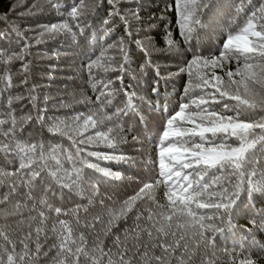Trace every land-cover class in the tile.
Wrapping results in <instances>:
<instances>
[{
    "label": "snow or ice",
    "instance_id": "1",
    "mask_svg": "<svg viewBox=\"0 0 264 264\" xmlns=\"http://www.w3.org/2000/svg\"><path fill=\"white\" fill-rule=\"evenodd\" d=\"M43 4L60 17L57 22L37 30L6 21L0 30V156L15 166L12 171L0 167V189H6L0 192V264H40L44 258L49 264H225L218 255V240L225 245L227 264H254L244 247L253 236L251 229L233 246L239 252L233 254L227 246L235 239L237 209L246 201L251 212L257 195L264 196V0L220 5L216 0H173L169 8L175 12L181 40L167 31L163 48L139 36L142 0ZM38 5L40 0H35L32 8L42 12L43 5ZM105 5L106 47L98 55L82 52L77 65L95 99L82 94L71 103L61 99L49 106L53 98L43 94L41 99L42 85L28 86L36 60L44 58L30 49L60 38L87 48L92 19ZM218 7L227 8L231 16L221 32L222 42L208 55L194 51L200 45L193 41L210 27L206 18ZM35 14L31 8L20 13ZM117 25L124 34L112 39ZM29 32L32 35H26ZM134 49L143 53L137 82L148 70L155 73L153 95L159 96L177 76L187 79L176 110L169 113L160 107L166 119L156 137V158L147 162L152 174L123 200H97V183L121 179L101 162H131L120 151L131 132L124 118L132 113L142 121L140 105L155 107L126 86H115V81L123 84L128 71H135L129 68ZM159 53L180 58L176 72L161 73L154 60ZM53 56L58 59L59 53ZM16 63L19 68L13 72ZM14 76L21 77L19 84H13ZM47 78L54 79L51 72ZM21 86L27 95H13L11 90ZM119 95L124 97L122 106L115 103ZM24 99L32 109L17 116L14 104ZM73 105L83 110L48 115ZM33 121L52 136L67 139L70 148L34 139L31 132L25 135ZM132 141L139 142V137L133 135ZM38 189L43 190L39 197ZM57 190L61 198L83 197L86 191L91 195L86 205L63 208L50 202L48 194L56 196ZM252 223L264 228V213L259 224Z\"/></svg>",
    "mask_w": 264,
    "mask_h": 264
},
{
    "label": "trees",
    "instance_id": "2",
    "mask_svg": "<svg viewBox=\"0 0 264 264\" xmlns=\"http://www.w3.org/2000/svg\"><path fill=\"white\" fill-rule=\"evenodd\" d=\"M34 2L35 0H0V30L7 27V22H15L19 24L21 29L31 28L38 30L39 25L55 23L60 19L55 11L51 9L50 5L43 4V0H40V5H43L42 12H38L36 8H32ZM61 2L70 7L73 3H79V0H61ZM142 2L144 7L141 9L140 15L144 23L139 33L140 38L151 41L158 48L165 47L164 37L167 31L172 32L173 39L181 40L179 30L176 28L175 12L169 8L173 0H142ZM227 2L228 0H216L218 5L226 4ZM235 2L238 3L239 0H235ZM30 8L36 13L35 15H20V13H27ZM107 11L108 7L105 5L104 8L99 11L98 15L92 19L94 26L88 30L87 44L89 46L87 48H77L70 39L65 40L64 38H60L56 41L37 45L30 49L34 56H42L44 58L36 60L28 86L32 83L42 85L43 87L39 90L41 99L43 94H47L53 98V100L49 101V106H51L53 102L59 103L61 99L71 103L73 96L79 99L82 94L91 96L92 99H95L86 75L78 71L77 65L81 59L82 52L86 51L89 56H93L94 54L98 55L100 51L106 47L105 38L103 37L104 27L102 21L107 18ZM230 19L231 16L227 8L218 7L213 9L206 18V22L211 26L210 28L212 30L209 31L210 28H208L201 33L199 41H193L194 44L198 43L200 45L198 48H194V51L202 52L204 55L213 52L216 47L212 46L214 42L210 41V38L215 37L216 31H222L227 28ZM219 22H221V27L217 28L214 23ZM123 34V28L117 25V30L114 32L112 39H116ZM26 35H32V33L29 32L26 33ZM98 35L100 36L99 41L97 40ZM112 39H109L107 43H111ZM202 39L203 41H201ZM219 42L222 41L220 40ZM203 43H206V45L202 46ZM216 44L218 45V43ZM2 46L7 47L6 45ZM12 48L15 51H19V48L15 44L12 45ZM181 48H185L182 41ZM53 53H59V58L57 59L53 56ZM48 57L52 58L49 59ZM187 58H191V53H187ZM179 59V57L168 53H159L154 56V60L160 65L161 73L165 75L168 72L177 71L180 66ZM133 60L134 63H131L129 68L135 69V71H128L124 77L123 84H121L120 81H115V86L117 88L126 86L129 91H135L138 96L150 100L155 107H149L147 104L140 105V111L143 114L142 121L132 113L124 118L125 127L130 128L131 132L127 133L128 143L121 145L120 151L130 157L131 162H101L102 166L110 167L113 171L119 172L121 174V179L115 181L105 180L97 183V200L105 196L123 200L133 195L139 189L142 182L149 178L152 174V169L151 165L147 162L149 158L153 160L156 158V137L162 131L166 119V113L161 111L160 107L166 106L168 112L171 113L176 110L178 104L181 102V96L183 95V86L187 79L185 76L175 77L167 87L161 90L159 96L153 95L150 89L155 78L154 71L148 70V75L138 83L136 79V74L138 72L137 66L143 62V53L134 49ZM231 67H234V65H231ZM18 68L19 63L12 65L13 72ZM49 72H51L54 77L51 81L47 78ZM110 75L114 77L117 74L112 73ZM20 79L21 77L14 76L13 84H19ZM78 79H82L83 81H78ZM25 88L26 86L14 87L11 92L13 95L20 93L26 96L27 93ZM123 100V95H119L115 103H119L122 106ZM14 107L17 109V116L24 112H29L32 109V105L28 103L27 99L14 104ZM73 110L80 111L83 110V108L81 105H73L72 109L61 108L58 111H49L48 115H64ZM29 132L33 134L34 139L43 138L53 146L62 147L64 149L70 148V143L67 139L59 136H52L46 129H42L39 125H36L34 121L25 127V135ZM133 135L139 137V142L132 141ZM0 167H4L6 171H12L15 166L7 164L4 157L0 156ZM48 183L50 184L51 182L48 181ZM52 187L54 188L55 186L53 185ZM3 191H6V189H0V192ZM42 194V189H38L35 193L37 197ZM48 195L50 197V202L55 206L72 208L77 204L86 205L91 192L86 191L83 197L71 194L61 198L58 190L56 196H52L51 192ZM248 207L245 201V203L237 209L234 219L236 229L233 232L235 239L229 240L227 247L229 252L233 254L239 252L240 248L235 247L233 251V246L236 245L238 241L244 239L247 235L246 229H251L254 239L253 236H248L247 241L244 243V247L246 248L245 255L249 256L254 261V264H264V228L258 230L257 226L252 223L253 220H256L257 224L260 223V214L264 213V196L257 195L255 198V207L251 212L248 210ZM253 213H255V215ZM224 248L225 245L218 240V255L225 264H227L228 255L225 254ZM40 264H49V261L47 258H44L41 260Z\"/></svg>",
    "mask_w": 264,
    "mask_h": 264
},
{
    "label": "rangeland",
    "instance_id": "3",
    "mask_svg": "<svg viewBox=\"0 0 264 264\" xmlns=\"http://www.w3.org/2000/svg\"><path fill=\"white\" fill-rule=\"evenodd\" d=\"M220 23L221 22H219V23H214V24H216L215 26L217 27V28H219V27H221V25H220ZM211 27V26H210ZM209 27V28H210ZM210 30H212L211 28L209 29V31ZM223 31V30H222ZM222 31H216V33H215V37L213 38V37H211L210 38V41H213L214 43L212 44V46H214V47H217V44L216 43H218L220 40L222 41V37H221V32ZM214 35V34H213ZM220 39V40H219ZM201 41H203V39L201 40ZM204 41H206V40H204ZM207 41H208V39H207ZM203 45H206V43H203L202 44V46ZM74 63V62H73ZM78 81H83L82 79L80 80V79H78Z\"/></svg>",
    "mask_w": 264,
    "mask_h": 264
}]
</instances>
